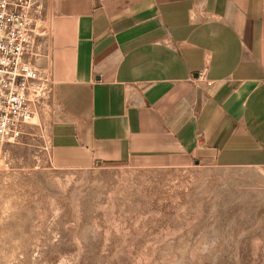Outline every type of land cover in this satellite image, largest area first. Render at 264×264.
I'll list each match as a JSON object with an SVG mask.
<instances>
[{"label": "crops", "instance_id": "crops-1", "mask_svg": "<svg viewBox=\"0 0 264 264\" xmlns=\"http://www.w3.org/2000/svg\"><path fill=\"white\" fill-rule=\"evenodd\" d=\"M55 167L264 173V0H33Z\"/></svg>", "mask_w": 264, "mask_h": 264}, {"label": "rangeland", "instance_id": "rangeland-1", "mask_svg": "<svg viewBox=\"0 0 264 264\" xmlns=\"http://www.w3.org/2000/svg\"><path fill=\"white\" fill-rule=\"evenodd\" d=\"M52 100L0 144V264H264V173L54 166Z\"/></svg>", "mask_w": 264, "mask_h": 264}, {"label": "built area", "instance_id": "built-area-1", "mask_svg": "<svg viewBox=\"0 0 264 264\" xmlns=\"http://www.w3.org/2000/svg\"><path fill=\"white\" fill-rule=\"evenodd\" d=\"M33 0H0V144H16L52 93L36 64Z\"/></svg>", "mask_w": 264, "mask_h": 264}]
</instances>
